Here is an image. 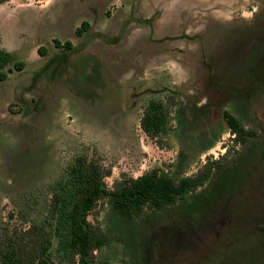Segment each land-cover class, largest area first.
<instances>
[{
  "label": "rangeland",
  "instance_id": "1",
  "mask_svg": "<svg viewBox=\"0 0 264 264\" xmlns=\"http://www.w3.org/2000/svg\"><path fill=\"white\" fill-rule=\"evenodd\" d=\"M141 1L142 18L153 16L157 8L166 13L152 29L131 25L127 32L123 10L132 15L134 0H0V48L15 58L3 70L6 79L0 81V240L11 232L44 225L55 185L79 157L110 170L105 182L112 190L124 175L138 178L160 169L176 178L193 176L208 161L227 162L236 154L238 142L226 126L213 140L214 146L207 150L202 146L196 157L199 137L210 129V123L204 108L196 118L190 107L207 102L202 81L213 70L207 58L218 57L230 47L231 53H241L245 59L247 52L241 44L250 42L252 35L229 28L243 25L241 14L249 15L251 0H214L221 10L203 0L201 7H197L198 0ZM250 5L256 8V2ZM201 9L205 13L200 20ZM84 22L92 27L77 37ZM185 31L188 40L166 42L164 36ZM231 38L238 43L229 44ZM68 41L74 45L72 52L63 49ZM84 46L88 47L83 50ZM236 60L234 56L232 61ZM18 62L24 63L21 70L16 69ZM170 99L175 100L169 110L171 129L152 140L140 126L144 110L151 101L168 103ZM223 110L214 111L213 126L224 123ZM262 118L254 116L250 126L258 129ZM188 162L191 165L186 169ZM223 206L224 202L217 203L206 222L212 220L208 223L215 221L216 225ZM145 212L149 216L141 215V219L155 233L149 246L152 260L156 254L151 248H158L159 256L164 247H172L174 237L185 245L193 241L191 232L196 230L209 245L210 250L199 241L210 252L208 256L220 246L211 236L214 225L210 229L184 221L180 226L172 223L157 229L153 212ZM114 216L104 199L88 217L112 237L108 246L97 251V258L109 264H129L124 242L113 234ZM206 236L212 238L206 240ZM242 241L239 249L248 244ZM57 248L54 238L52 259L64 264ZM201 253L195 257L190 249L180 257L185 264L214 263L213 255L209 258Z\"/></svg>",
  "mask_w": 264,
  "mask_h": 264
},
{
  "label": "trees",
  "instance_id": "2",
  "mask_svg": "<svg viewBox=\"0 0 264 264\" xmlns=\"http://www.w3.org/2000/svg\"><path fill=\"white\" fill-rule=\"evenodd\" d=\"M86 28L87 24H83L77 31L78 35H82ZM55 43L60 45L58 40ZM63 47L70 49L72 43L68 41ZM43 50L46 51L45 48ZM14 62L12 54L0 48V81L7 77L3 70ZM15 66L21 70L24 63H15ZM174 104L175 100L170 99L168 103L151 101L147 105L140 126L150 139L157 140L171 129L169 110ZM229 116L230 129L237 134L238 142L246 146L247 131L236 117ZM214 144V141L207 142L205 149H211ZM223 163L221 160L208 161L197 174H183L179 178L160 169L151 170L138 178L124 175L115 181L113 189L110 190L105 180L111 176V171L79 157L70 166L64 178L55 185L44 225L32 226L19 233L11 232L0 240V264H56L51 254L54 238L58 240L57 252L64 264H109L98 260L96 253L102 247L108 246L112 237L88 220L91 212L104 199L108 200L115 215L112 221L113 234L117 240L124 242L122 244L129 264H181L186 262L181 259V253L190 249L194 250L195 257L198 252L207 255L210 252L203 250L199 243H194L196 248H186L184 242L174 237L172 247H164L159 256L156 252L158 248H151L156 256L153 260L150 259L152 252L149 253V246L155 233L147 224V220L141 219V215L149 216L145 210L152 211L153 218L158 221L157 229L161 225L172 223L180 226L184 221L206 228L209 212L217 203L223 202L216 193L219 183L223 189L229 191L235 188L243 189L245 186L239 181L232 182L235 175H231L237 172V166L230 165L225 169ZM185 165L188 169L191 162ZM240 176L245 178L243 172ZM208 182L209 186L202 193L195 194ZM244 221L245 219H232V230L241 234L246 228ZM195 235L200 236L197 230ZM227 254L223 257L219 253L218 256V252L212 250L209 256L213 255V264H228L226 257L231 259L233 264H262L258 253V257H246L238 249ZM242 258L247 259L243 262Z\"/></svg>",
  "mask_w": 264,
  "mask_h": 264
},
{
  "label": "flooded vegetation",
  "instance_id": "3",
  "mask_svg": "<svg viewBox=\"0 0 264 264\" xmlns=\"http://www.w3.org/2000/svg\"><path fill=\"white\" fill-rule=\"evenodd\" d=\"M252 2H256V8L250 5ZM133 4L131 10L132 15L131 13L130 15L128 14L130 10L126 11L125 8L123 10V25L126 24L127 28L125 31L128 32V27L131 25L152 29L151 27L155 24V18L153 20L150 18L142 19L143 13L140 10L141 0H134ZM248 10L250 12L248 16L244 13L241 14L243 25L234 24L229 28V31L234 33L242 32L246 35H252L250 37L252 38L250 42L245 40V42L241 44L242 47H245L244 49L247 52L245 59L242 60L243 55L241 53L238 55L237 52L231 53V51H229L230 47L226 48V50L219 55L220 57L213 56V58H207L213 69L212 72L208 71L209 75H211L210 78H205V80L202 81L203 88L205 89L203 93L205 96L207 94L208 99L204 106L197 108L190 107V109L192 110L191 112L196 115V118H198L202 114L200 108H204L207 113H205V117L210 123V129L206 130L199 137V145L201 146L198 147L199 151H197L196 157L200 156L201 147H205L208 141L210 142L215 138H219L222 132L226 130V126L230 129L229 115L236 117L247 131V144L245 146L241 144V142H238L237 134L233 133L230 129L231 135H233V138L238 142L237 152L229 160L230 162L223 163L225 169L230 165L237 166V172L231 175L232 177L235 175L232 178V182L239 181L245 186L243 189L235 188L229 191L228 189H223L222 186H220L222 184L219 183L216 188V193L224 202V208L218 211V217L221 218V220H218L216 225H214L215 221L208 224L207 221L206 225L208 228H213L214 225L211 236L214 237V240H219L220 244L215 251L222 254L223 257L228 255L227 252L231 253L232 251H237L239 246L244 242L242 240H245L248 244L243 246V249H239L240 252L246 257H258V253L260 254L259 258L262 261L261 263L264 264V0H251ZM117 11L115 14H112V18L116 17ZM258 11H260L261 14H259ZM83 24H87L84 33L90 31L89 28L92 27V24L84 22L81 24L80 28L83 27ZM249 24L251 25L249 26ZM80 28H78L77 31ZM77 31L76 36L82 37L84 33L78 35ZM104 36L105 35L102 34V37ZM189 37L190 35L179 38L166 37V42L182 38L188 40ZM121 40H123V38ZM232 43H238V41L231 38L229 44ZM87 47L84 46L83 50ZM63 49L72 52L74 45L72 43L70 49ZM234 56L237 59L235 62L232 61ZM244 62L245 68L241 70ZM224 103L226 106L230 105V107H223V105H225ZM254 107L257 108V110L254 109ZM221 108L224 109L222 112V121L224 123L216 122L213 126L211 120H213L214 111L220 110ZM259 115L263 118L261 119L260 126L256 129L254 126L250 125L253 123L254 116ZM247 124H249L250 127H247ZM241 172L245 175L244 179L240 176ZM213 213L214 211L212 210L209 212V215H213ZM225 217H227V219ZM232 219H237L239 221L245 219L243 223L246 225V228L242 230L243 236L236 237L234 235L236 233L234 229L232 230ZM191 235L193 241L187 240L186 247H188V245H193V243H199L200 241L204 246L206 245L205 248H209V245L203 241L204 237L202 235L196 236L195 231L191 232ZM210 238L212 237L206 236V240H210ZM211 248H214V246ZM197 254L200 253L198 252ZM242 259L244 260L243 262H245L247 258ZM226 260L228 264H230V259L226 257Z\"/></svg>",
  "mask_w": 264,
  "mask_h": 264
},
{
  "label": "crops",
  "instance_id": "4",
  "mask_svg": "<svg viewBox=\"0 0 264 264\" xmlns=\"http://www.w3.org/2000/svg\"><path fill=\"white\" fill-rule=\"evenodd\" d=\"M141 2H142V1H141ZM203 2L211 3L212 5H210L209 7L215 8L214 5H215L216 3L214 2V0H203ZM203 2H202L201 0H198V1H197V7H201L200 3H203ZM212 2H214V4H213ZM216 6L218 7V6H221V5H217V4H216ZM170 10L172 11V9H170ZM217 10H221V9L218 7ZM200 11L202 12V9H201ZM141 12L143 13V16H142V17H144V15H145V10H142ZM163 13H166V11L164 10V8H157V12H156L153 16H151V15L149 14L148 19L150 18L151 20H153V19L155 18V20H154V21H155L154 26H155V25H158V22H159L160 19L162 18ZM203 13H205V11L202 12V15L200 16V20H201V18L203 17ZM146 15H147V14H146ZM142 17H141V18H142ZM142 19H143V18H142ZM189 31H190V30H189ZM186 33H188V32L185 31V32H183V33L180 34V35H167V36H164V37H165V38H166V37H177V38H179V37H182V36H188V35H186ZM193 34H194V35H197L198 32L195 31Z\"/></svg>",
  "mask_w": 264,
  "mask_h": 264
}]
</instances>
